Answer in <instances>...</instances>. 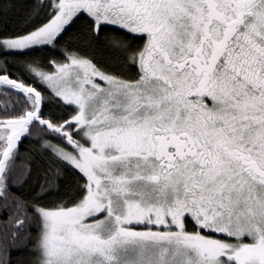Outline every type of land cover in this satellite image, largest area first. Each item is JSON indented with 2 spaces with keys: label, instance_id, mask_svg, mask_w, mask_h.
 <instances>
[{
  "label": "snow or ice",
  "instance_id": "6c2138e0",
  "mask_svg": "<svg viewBox=\"0 0 264 264\" xmlns=\"http://www.w3.org/2000/svg\"><path fill=\"white\" fill-rule=\"evenodd\" d=\"M0 264H264V0H0Z\"/></svg>",
  "mask_w": 264,
  "mask_h": 264
}]
</instances>
